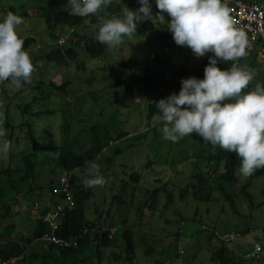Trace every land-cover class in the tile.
Instances as JSON below:
<instances>
[{"label": "rangeland", "instance_id": "1", "mask_svg": "<svg viewBox=\"0 0 264 264\" xmlns=\"http://www.w3.org/2000/svg\"><path fill=\"white\" fill-rule=\"evenodd\" d=\"M46 1L0 0V22H3L10 7L24 18L17 33L22 39L33 41L30 47L24 48L34 65L31 86L23 93L10 83L0 84V101L3 102L0 124L7 130L8 121L10 129L5 138L12 145L7 153L0 152V243L9 232L10 239L22 245H26L25 240L32 236L41 217V209L50 205L49 190L41 192L39 186L47 188L52 180H56L57 185L62 177L52 168L61 149L70 145L76 154H84L97 148V139L109 132L114 136L121 133L130 136L111 144L95 161L100 165L106 183L103 187L91 188L96 194L91 199L93 202L86 203L87 218L91 220V215L95 214V204L101 208L105 205L102 217L111 211V224L115 227L110 231L111 245L105 249V256L102 255V264H127L122 235L126 229L134 233L136 258L132 264H221V260L215 261L212 256L219 247V241L227 236L231 238L225 242L226 245L238 255L247 257L256 244L264 249V176L251 182L249 192L253 204L241 196L235 199L237 213L215 191L211 192V201H197L191 190L190 194L182 197L180 190L187 187L190 175L201 172L207 175V172L214 170L213 164L212 167L208 166L205 159L212 146L197 133L177 143L164 140L161 131L163 124L156 119L160 115L159 110L156 108L157 113L150 116V103L153 101L156 104L179 91L162 88L150 90L131 77L133 72L151 69L155 56L176 63H185L189 57V66L194 67L203 63L208 53L197 58L191 49L176 45L174 40L159 41L158 36L168 30L167 23L171 20L167 13H163L165 24L154 22V29L147 35L132 40L124 38V43L118 49L110 52L106 48L99 58H90L82 53L70 66L56 67L45 60L35 65L36 58L54 42L49 38L47 25L41 16V7ZM54 1L56 10L68 13L63 10L68 0ZM241 1L264 4V0ZM149 3L153 7L156 0H149ZM124 6L136 11L141 4L139 0H113L107 8L109 18L122 17ZM88 27L85 29L95 35L96 28ZM70 34L69 27H62L59 41H67ZM77 63L82 64L83 68L78 69ZM240 65H248L257 73L245 92L254 90L257 83L264 85V57L249 53ZM111 70L127 84L113 87V80L108 76ZM67 82L69 87L66 94L50 86ZM46 110L50 113L35 117L37 112ZM29 130L35 133L40 144L35 160L40 163L44 156L50 159L44 164V169L37 170L36 184L22 180L25 171L21 153H28L32 148ZM115 149L122 151L121 157L116 158L113 154ZM113 156L115 165L111 167L106 160ZM87 167L74 172L80 180ZM7 170L11 175L4 172ZM133 173L140 175L142 183L139 187L130 182ZM237 174L240 180L232 186L235 194L240 193L248 180V176L241 175L239 171ZM120 181L128 183L123 185L122 191L127 192L123 199L126 197L128 203L130 197L132 204L115 206V203H111L112 197L120 189ZM80 184L83 185L82 181ZM209 184L210 189L216 187L214 179H209ZM157 187L161 194L155 212L145 209L143 216L139 217L137 211L140 203ZM197 187L200 189L198 184ZM203 195L204 190L200 197ZM30 204H35V207L30 209ZM7 206L9 213L6 212ZM29 211L32 213L28 214ZM105 219L101 221L102 229H105ZM94 235L95 232H91L89 246L71 258L72 264H101L96 253L98 241ZM261 260L246 258L244 264H264ZM64 261L47 241L37 240L26 247L21 261L15 260L10 264H70ZM240 263V260H233L228 264Z\"/></svg>", "mask_w": 264, "mask_h": 264}, {"label": "clouds", "instance_id": "2", "mask_svg": "<svg viewBox=\"0 0 264 264\" xmlns=\"http://www.w3.org/2000/svg\"><path fill=\"white\" fill-rule=\"evenodd\" d=\"M112 3L113 0H68L63 10L69 16H95L96 39L110 52L118 49L124 38L132 40L141 21L163 25V13H167L171 18L167 29L176 45L188 47L197 58L213 54L203 79H182L178 94L173 93L155 104L160 113L156 119L163 124V139L177 143L197 133L210 143L213 153L217 146L235 153L241 160L238 169L241 175L251 176L264 168V85L257 83L254 90L245 92L257 75L254 69L238 63L228 70L217 66L218 61L245 58L250 47L246 33L235 27L226 0H156L159 11L155 15L149 0H139L138 10L124 6L122 17L109 18L107 8ZM23 23L24 18L11 11L0 22V84L10 81L16 89L30 83L34 71L24 40L17 33ZM84 23L91 21L85 19ZM6 136L7 130L0 124L3 153L12 147ZM81 181L87 188L103 187L106 183L100 165L94 161L88 163Z\"/></svg>", "mask_w": 264, "mask_h": 264}, {"label": "trees", "instance_id": "3", "mask_svg": "<svg viewBox=\"0 0 264 264\" xmlns=\"http://www.w3.org/2000/svg\"><path fill=\"white\" fill-rule=\"evenodd\" d=\"M46 2L47 3L41 7L42 9L41 16L47 25V31H48L47 34L49 38L54 42L52 43L53 45H51V47H48V50H45V52H41L42 55L36 58L37 60H35V65L37 62L45 60L46 62L51 63L56 67L70 66L79 59L82 53L86 54L90 58H99L104 54L107 47L97 41L96 34L98 30L96 29L95 35H93L89 32L88 29H85V28H89L88 26H93L96 24L95 16H90L87 18L69 16L68 13L55 9L56 3L54 0L51 1L48 0ZM9 11L13 12L16 15H19L11 7ZM158 11L159 10L156 6V3H154L152 7L153 15H155ZM24 16H28V15L24 14ZM85 19H89L91 23L85 24L84 23ZM62 27H69V29L72 30V33L70 34V37L67 41H65L63 44H60L59 32ZM154 27L155 24L151 20L141 21L138 24L137 34L135 37L147 35L149 32H151L154 29ZM169 39L174 40L172 33L168 30L161 33L158 36V40L161 42L167 41ZM23 40H24L25 48L30 47V44L33 43V41L28 38H25ZM212 56H213L212 53H208L203 63L194 67L189 66V62H190L189 57L186 58L185 63H176L172 60H166V59L164 60L161 59L159 56H155L154 64L151 69L149 70L141 69L137 72H133L131 74V77L135 82L142 84L145 88L150 90L155 88H162L166 91H170V90L180 91L182 79H188L190 77H195L197 79L204 78V69L206 66H208L209 58ZM243 59H241L238 62L239 65ZM233 63L234 61H226V62L218 61L217 66L221 70H228ZM76 67L78 69H81L83 68V65L77 63ZM108 76L110 79L113 80V87H121L127 84V82L119 79L113 70H111V72L108 73ZM6 83H10V81H6L3 84ZM30 86H31L30 83L25 84L21 88V93H23L28 88H30ZM50 86L57 90H63L65 94L67 93L69 87L68 82L63 83L60 86H57L55 84H51ZM36 88H39V86H37ZM47 113L50 112L48 110H46L45 112H37L35 114V117L40 118L42 117V115ZM149 113L150 116H153L155 115V113H157V109L153 101H151L150 103ZM6 124H7L6 126L7 130L10 129L8 121H6ZM8 132L9 131H7V133ZM34 135L35 133L32 130H29L28 136L31 139L32 148L28 153L24 152L21 153L22 155L21 154L20 155L22 157V162L25 171L22 180L26 182L32 181L33 184H36L37 170L44 169V164L50 162V159L44 156L40 163H38L35 160L36 156L38 155V149L40 144L36 140ZM128 136L130 135L125 133H121L117 135L115 134L114 136L111 135L109 132H107L103 137L100 136V138L97 139V143H98L97 148L95 147L94 150L87 151L84 154H76L74 150L71 148V146L67 145L66 147L61 149L57 159L54 160L55 162L54 165L52 164V168L56 172H59L60 176L69 178L70 189L73 195V202H74V208L71 211L65 212L62 226L60 231L58 232V235H60L61 237H63L68 241L78 242V247L59 248L49 244V247L53 249V251L54 250L58 251L60 256L64 258L65 263L69 262L70 264H72L71 258L76 254L80 253L84 248L89 246L91 242L90 233L94 231L95 232L94 239L98 241L96 253L99 262H101L102 264V260L104 259L103 256H105L104 251L107 247H109V245H111L112 237L110 231L111 229L115 228L111 224L113 222L112 219L113 213L109 211L107 213V216L102 217V212L105 205L103 208L97 207L94 202L96 207L95 214L91 215V220L87 218L86 203L93 202L91 199L93 198V196H95L96 193H94V191L91 188H87L84 185L80 184L81 183L80 177L77 176L74 172H76L81 168L87 167L89 162L92 161L97 162V156L101 155L106 149H108L111 146V144L116 143L124 138H127ZM113 154H115L116 158H118L119 156L121 157L122 151L120 149H115L113 151ZM205 159L209 163L208 166L212 167L213 164L214 170L211 172H207L206 173L207 175H204L202 172L196 175L193 174L190 175L186 183L187 187L180 190L182 197L187 194H190V190H191L193 198L196 199L197 201H209L211 198V192L215 191L220 193L226 202L230 203L232 210L235 213H237V208L235 204L236 198L241 196L245 198L246 201H248L250 204H253V198L249 192L251 182L256 178H260L264 176V168L257 169L253 175L248 176V180L246 184L242 186L240 193L235 194L233 193L232 186L237 184L240 180L237 174L238 167H240V163H241L240 158L235 153L224 151L218 146L215 149V153H213L211 149V151L209 152V156L206 157ZM106 163H109V165L113 167L115 165L114 156L112 158L108 157ZM152 166L153 164L150 167L151 169ZM107 168L111 169L110 167ZM220 169H222V171H220ZM4 172H7L11 175L10 170ZM209 179H214L216 183L215 188L211 187L210 189ZM130 182L133 183L134 186L139 187L142 183V180L140 179V175H138V173H133L130 178ZM56 183H57L56 180H52L50 181L49 186L47 188L42 186H39L38 188L41 192L43 190L46 191L49 190L50 192L49 195L50 205H47L44 209L40 208L42 210L40 212L41 216L47 213L50 210V207L56 206L58 204L63 205L65 203V199L63 195H55L53 193L54 188L58 185V184L56 185ZM120 184H121L120 189L118 190V193L112 197L111 203L112 204L115 203V206L130 204V203L132 204L130 197L128 198V203L126 197L125 199H123V195L124 194L127 195V192H124L125 190L122 191L123 185L124 184L128 185V183H124V181L123 182L120 181ZM197 184L199 185L200 189L197 187ZM202 190H204V195L200 197V195L202 194ZM160 194L161 191L157 187L151 190L150 194L148 193V197L147 195L145 196V201L140 203V206L137 211L139 217L143 216V212L145 211V209H148L151 212H155V208L157 207L158 204V197ZM39 195L42 196V193H40ZM107 198L105 199V203L107 201ZM34 207L35 204L29 205L30 209ZM6 212L7 213L10 212L8 206L6 207ZM31 213L32 212L30 211L28 212V214ZM92 216L94 217L92 218ZM102 218H106L105 224H103V226H105V229L100 228ZM14 228L12 230H14ZM49 231H50L49 227L46 224H43V222L39 218L32 236L27 240H25L26 245L29 246L34 241L42 240L46 234H49ZM122 235L125 243V248L123 251L125 254V262H127V264H132L136 258L134 233L130 229H126ZM10 237H11V232H9L8 236L0 243V264H10L12 261L15 260L21 261L23 256L25 255L27 246L11 240ZM225 242H227L226 239L219 241V247L213 253L212 259H214L215 261L221 260V264H228L233 260H240L241 261L240 264H244L246 258L247 260H253L246 256L236 254L226 245ZM261 261H264V256L262 257Z\"/></svg>", "mask_w": 264, "mask_h": 264}, {"label": "built area", "instance_id": "4", "mask_svg": "<svg viewBox=\"0 0 264 264\" xmlns=\"http://www.w3.org/2000/svg\"><path fill=\"white\" fill-rule=\"evenodd\" d=\"M226 2L231 9L235 27L244 31L247 35L250 44L247 53H254L257 57H264V4L259 1L248 4L241 0H226ZM59 43L63 44L64 40H60ZM240 60L234 61V63H238ZM53 193L55 195H63L65 203L50 207V210L40 217L43 224H46L50 229L49 234H46L42 240L59 248H77L78 242L68 241L58 235L65 212L74 208L69 178L62 177L54 188ZM230 238L227 236L224 239L229 240ZM263 255L264 249L260 244H256L251 253L248 254V257L259 260Z\"/></svg>", "mask_w": 264, "mask_h": 264}]
</instances>
